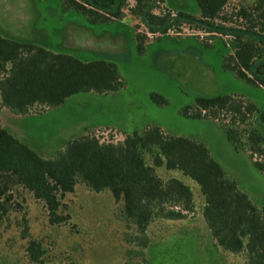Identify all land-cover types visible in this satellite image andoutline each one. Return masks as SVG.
I'll list each match as a JSON object with an SVG mask.
<instances>
[{
    "label": "trees",
    "instance_id": "trees-1",
    "mask_svg": "<svg viewBox=\"0 0 264 264\" xmlns=\"http://www.w3.org/2000/svg\"><path fill=\"white\" fill-rule=\"evenodd\" d=\"M230 1L194 0L198 17L180 9L174 15L172 10L156 13V0H59V4L63 12L82 17L87 28L126 17L138 21L146 30L135 34L138 53L144 50L146 34L166 35L182 24L204 33V39L220 38L230 50L222 69L264 90V0L228 10ZM123 86L113 63L84 62L0 34V111L36 114L59 107L75 94L107 95ZM150 99L166 105L157 94H150ZM180 115L219 124L233 150L245 152L264 175V111L254 102L238 95L196 96ZM178 175L198 188L203 201L200 218L211 250L238 257L241 264H264V207L238 188L202 142L169 136L152 125L118 142H101L90 132L46 158L3 128L0 120V218L18 187L43 204L51 226L66 224L70 217L62 200L83 185L93 193L111 194L120 204L118 219L134 226L135 246L145 249L150 242L146 231L153 222L183 221L196 212L194 191ZM26 253L30 264H44L39 242L29 241ZM134 256L144 260L142 251Z\"/></svg>",
    "mask_w": 264,
    "mask_h": 264
},
{
    "label": "rangeland",
    "instance_id": "rangeland-1",
    "mask_svg": "<svg viewBox=\"0 0 264 264\" xmlns=\"http://www.w3.org/2000/svg\"><path fill=\"white\" fill-rule=\"evenodd\" d=\"M255 1L231 0L227 9ZM175 9L196 17L199 14L194 0H156L154 5L156 13L172 10L174 15ZM145 31L130 17L87 28L78 14L63 12L59 0H0V34L84 62L113 63L124 83L117 92L75 94L59 107L36 114L15 115L2 109L3 128L50 158L71 139L90 132L101 142H118L126 134L156 125L169 136L205 144L238 188L264 207V175L253 167L248 155L233 150L216 122L180 115L196 96L220 94L243 96L264 111V90L222 69L230 50L220 38L204 39V33L182 24L166 35L146 34L144 50L138 53L135 34ZM152 93L161 96L166 105L154 104ZM179 177L194 191L196 212L183 221L153 222L146 231L150 242L145 249L135 246L138 234L132 224L118 219L120 204H115L108 191L93 193L83 185L75 186L62 200L70 220L51 226L43 204L15 187L8 212L0 218V264H30L26 247L31 240L40 243L44 264H241L238 257L211 250L200 218L203 201L198 188L190 179ZM137 251H142L144 260L134 256Z\"/></svg>",
    "mask_w": 264,
    "mask_h": 264
}]
</instances>
